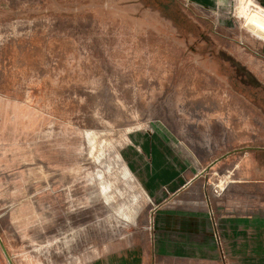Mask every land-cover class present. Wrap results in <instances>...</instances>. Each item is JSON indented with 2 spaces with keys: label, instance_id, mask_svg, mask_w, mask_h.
<instances>
[{
  "label": "rangeland",
  "instance_id": "374dc122",
  "mask_svg": "<svg viewBox=\"0 0 264 264\" xmlns=\"http://www.w3.org/2000/svg\"><path fill=\"white\" fill-rule=\"evenodd\" d=\"M247 2L0 0V264H264V35L246 26L264 0ZM132 75L198 87L180 129ZM207 81L241 108L239 150L211 151Z\"/></svg>",
  "mask_w": 264,
  "mask_h": 264
},
{
  "label": "crops",
  "instance_id": "0c3cea01",
  "mask_svg": "<svg viewBox=\"0 0 264 264\" xmlns=\"http://www.w3.org/2000/svg\"><path fill=\"white\" fill-rule=\"evenodd\" d=\"M115 67H117L116 63H115ZM110 78L112 79V81L116 83H119V84L122 83L120 77L118 76L112 75L110 76ZM130 78L131 79L124 81L123 84H125V82L126 83L132 82L135 84L138 83V85H140L141 107L142 109L146 108L148 110V114L150 113L151 115L157 116L158 126L168 131H175V130L180 129L179 126L182 122L180 119L181 108L182 106L184 107L188 106L190 108V106L193 104L192 103L193 101L190 98V96L194 93H198V87L194 85H192L193 87H189V85L187 86V84L189 83L186 82L187 83L186 85L182 83L178 85L179 87L184 85L185 91L183 90V92H180L178 90H172L173 87H169L170 84L167 85V88L166 87L160 88L162 89L161 92L147 91L149 89V87L147 86L149 85V83L153 82L154 84H161L164 86V83L166 84L167 81H165L164 78L160 76H153L151 78H148V77L132 75ZM207 82L209 85L207 91L202 92L200 99H197V100L195 99L194 103L205 102V106L207 104H210L211 106H213V104H215L216 106L217 105L220 106L218 108H214V110L212 108H203V106H200V107L198 106L199 108H197L198 112L205 111L208 114L209 113H220L222 117L220 128L218 130L220 131V133L215 134L210 137L211 151L214 154L215 152L217 153L218 151H221V150H228V149H232L233 151L239 150V146H240L239 143L241 142L239 141V138L242 135L241 126H240L241 125L240 119H241L242 114L240 115L239 113V110L241 108L233 100L234 98H228L229 96L225 94V92L219 93L216 90L214 92L213 88L215 86H213L210 83V81H207ZM163 89H166V90H163ZM126 95H128V93ZM126 95L125 97H127ZM234 119H237L236 130H235L236 133L230 134L229 133L230 131L228 129V122L229 120L233 121ZM217 127L218 126H216L215 128L217 129ZM232 131H234V129ZM240 160L241 159L239 157L236 158V164L238 165V167H240L241 165ZM243 171L244 169L242 168V173ZM240 173H241V168H240ZM262 259L264 260V257ZM254 262H257V261L254 260ZM260 262L261 261L259 258V263Z\"/></svg>",
  "mask_w": 264,
  "mask_h": 264
},
{
  "label": "bare ground",
  "instance_id": "6f19581e",
  "mask_svg": "<svg viewBox=\"0 0 264 264\" xmlns=\"http://www.w3.org/2000/svg\"><path fill=\"white\" fill-rule=\"evenodd\" d=\"M246 2H247V0H246ZM250 2L253 3V1H250ZM247 3H249V2H247ZM244 9H246V8H244ZM246 26L249 29L253 30V32H255V34L264 35V11L262 9H260L259 7H257V10L253 14H251L250 17H248V20H246ZM10 27L14 28V25H12Z\"/></svg>",
  "mask_w": 264,
  "mask_h": 264
}]
</instances>
